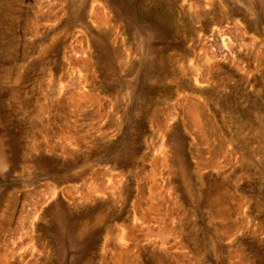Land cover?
Listing matches in <instances>:
<instances>
[{
	"label": "rangeland",
	"instance_id": "374dc122",
	"mask_svg": "<svg viewBox=\"0 0 264 264\" xmlns=\"http://www.w3.org/2000/svg\"><path fill=\"white\" fill-rule=\"evenodd\" d=\"M0 131L13 264H264V0H0Z\"/></svg>",
	"mask_w": 264,
	"mask_h": 264
},
{
	"label": "bare ground",
	"instance_id": "6f19581e",
	"mask_svg": "<svg viewBox=\"0 0 264 264\" xmlns=\"http://www.w3.org/2000/svg\"><path fill=\"white\" fill-rule=\"evenodd\" d=\"M98 8V7H97ZM234 29H236V27L234 26L233 27ZM238 29V28H237ZM238 34V33H237ZM206 41V40H205ZM208 59V58H207ZM206 59V60H207ZM210 59V58H209ZM208 59V60H209ZM211 60H212V58H211ZM214 60V59H213ZM210 61V60H209ZM208 62V61H207ZM205 78V77H204ZM191 108V107H190ZM189 111V110H188ZM190 113H192L193 115H195V112L193 111L192 112V110L190 111ZM195 119H193V121H194ZM196 121V120H195ZM194 121V122H195ZM198 123V122H197ZM198 125V124H197ZM0 136H1V131H0ZM164 152H165V150H164ZM163 159V158H162ZM2 161H3V157L0 155V167H1V165H2ZM162 161V160H161ZM157 166V165H156ZM152 176V175H151ZM219 200H220V198L219 197H216L214 200H212V203L213 204H217V202L219 203ZM218 206V205H217ZM212 212H214V211H212ZM228 213H229V211H227V210H225L224 208H222V207H220V208H217L216 209V211H215V213H214V217L215 218H217V219H219V220H227L228 219ZM226 233H227V235H226V238L227 239H231V237H232V235H233V233L232 232H230V231H225ZM232 233V234H231ZM7 251V250H6ZM8 251H11V250H8ZM12 252V251H11ZM121 252V251H120ZM3 253L4 254H2L1 256H0V264H13L12 262H11V259L13 258V254H11L10 252H4L3 251ZM118 254H121V253H118ZM120 259H121V257L119 256H117V258H116V260H117V262H119L120 261Z\"/></svg>",
	"mask_w": 264,
	"mask_h": 264
}]
</instances>
